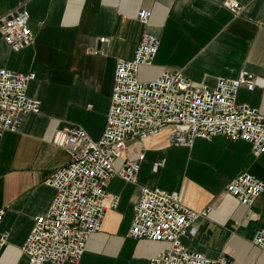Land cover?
I'll return each mask as SVG.
<instances>
[{
	"label": "crops",
	"instance_id": "1",
	"mask_svg": "<svg viewBox=\"0 0 264 264\" xmlns=\"http://www.w3.org/2000/svg\"><path fill=\"white\" fill-rule=\"evenodd\" d=\"M238 1L243 10L236 16L224 0H0V16L24 5L33 31L32 45L20 51L0 35V67L35 72L28 95L41 101L40 113L24 115L18 130L0 137V210H5L0 229L10 232L0 264H27L21 247L35 217L55 197L46 180L69 161L68 152L52 142L56 129L78 125L94 140L101 138L116 61L133 59L145 33L161 44L153 65L141 67L142 80L181 71L215 86L242 70L264 79V0ZM141 9L152 13L148 26L137 18ZM90 46L97 53H88ZM238 101L264 115V87L240 89ZM169 131L146 141L136 183L110 181L101 229L90 236L80 261L66 264H148L169 248L168 242L129 234L143 186L179 191L184 204L209 211L194 224L196 235L183 238L189 250L230 264H264V250L253 243L256 230L264 228V192L252 206L226 192V184L246 171L264 181V152L255 155L249 142L221 135L197 139L193 147L173 146ZM157 162L164 164L154 171ZM115 196L119 203L111 207Z\"/></svg>",
	"mask_w": 264,
	"mask_h": 264
},
{
	"label": "built area",
	"instance_id": "2",
	"mask_svg": "<svg viewBox=\"0 0 264 264\" xmlns=\"http://www.w3.org/2000/svg\"><path fill=\"white\" fill-rule=\"evenodd\" d=\"M223 5L236 16L243 10L238 0H224ZM151 15V11L141 9L137 18L148 26ZM29 21L24 5L0 16V35L13 50L32 45ZM160 44L158 37L145 33L133 59H117L111 104L100 139L94 140L78 125L56 129L52 142L68 152L69 161L46 180L56 194L47 211L35 217L21 247L27 264L80 261L90 236L102 227L110 181L119 177L136 183L146 156V141L164 129H170L168 138L173 146L193 147L197 139L221 135L230 141L249 142L255 155L264 152V115L258 107L238 101L240 89L264 87V79L242 70L235 78H219L215 86L196 83L181 71H164L157 78L142 80L140 69L153 65ZM88 53L97 51L90 46ZM35 79V72L0 67V137L6 131L18 130L24 115L40 113L41 101L28 95ZM133 148L138 151L133 153ZM163 164L155 163L154 171ZM226 192L241 204L252 206L264 192V181L246 171L226 184ZM118 203L115 196L110 206ZM208 212L184 204L179 191L143 186L134 203L129 234L136 240L169 243V248L148 264H230L225 258L212 259L191 251L183 243L184 237L196 235L194 224ZM4 213L1 209L0 226ZM9 237V231L0 229V255ZM253 243L264 250V228L256 230Z\"/></svg>",
	"mask_w": 264,
	"mask_h": 264
}]
</instances>
